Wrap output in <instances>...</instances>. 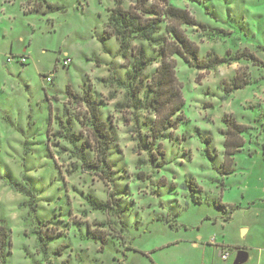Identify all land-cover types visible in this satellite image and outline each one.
<instances>
[{
  "label": "rangeland",
  "instance_id": "374dc122",
  "mask_svg": "<svg viewBox=\"0 0 264 264\" xmlns=\"http://www.w3.org/2000/svg\"><path fill=\"white\" fill-rule=\"evenodd\" d=\"M46 1L60 10L37 14L32 10L33 0H0V166L7 164L10 167L7 172L12 170L14 176L21 174L18 161L14 163L13 160L21 155L22 148L18 143L25 135L31 150L38 154L39 165H45L36 167V156L27 155L26 171L33 169L27 178L39 176L44 180L39 193L42 199H38V203L41 200L38 213L43 219L47 217L46 220L52 221L44 224H49L45 225L47 233L55 236L45 256L33 235L32 219L23 206L25 199L0 181V222L7 225L11 235L7 264H223L214 250L215 243L210 242L220 245L224 239L246 246L249 253L243 264H256L258 251L249 242L252 239V244L257 247L264 242L261 225L254 238L251 235L245 238L241 226L244 222L257 226L258 220L262 219L261 211L257 213L249 205L258 198L257 188H261L264 181L263 142L247 143L234 157L235 172L220 178L212 169L213 161L206 155L207 144L199 139L195 130L198 128L213 136L209 149L214 154L215 164L219 165L223 137L218 129L224 128L221 116L233 114L237 120H251L250 123L261 116L264 110V68L242 61L204 72L190 69L178 60L176 77L181 82L185 104L183 120L185 117L187 120L176 130L167 131L172 133L171 137L175 136L174 139L162 138L161 148H158L153 146L145 126L156 119L147 109L150 95L145 91L157 64L145 68L141 92L132 100L128 99L127 92L135 88V81L127 80L134 59L130 54L123 57L119 53L113 37L102 39L113 1ZM170 2L185 8L210 28L224 31L223 35H216L204 34L197 28L185 29L189 39L198 45L200 57L208 51L222 55L225 51L233 54L248 50L264 59V0ZM131 3L132 0H124L125 5ZM140 44L148 56H154V51L145 43L131 42L132 46ZM21 56L28 58L23 65ZM67 57L71 63L64 66L63 60ZM236 74L249 80L250 84L224 100V83ZM49 76H52L51 82L43 78ZM66 86L78 94L91 91L97 97L101 116L112 125L116 149L126 162L127 167L121 166L120 158L114 153L111 156L114 171L119 170L115 175L117 190L127 192L128 198L135 201L130 213L125 214L129 225L122 236L125 242L115 216L110 219L96 212H84L87 209L81 198L84 193L91 192L98 199L107 198L109 189L101 184L99 176L71 172L77 161L68 151H62L61 158H54L55 164L53 162L54 143H59L58 149L70 148L54 136L58 131L55 117L65 123L70 116L73 127L68 129L65 124L66 130L75 134L81 132L80 144L92 141L87 130L76 120L85 109L69 104ZM48 107L51 110L50 150L44 143ZM6 117L15 122L21 132L9 134L4 121ZM259 119L264 121V117ZM160 149L166 153L168 164L158 171L151 155L159 159ZM248 149L255 150V153L249 155ZM5 153H9L10 158ZM126 168L127 173H122ZM138 172L143 173V184L135 179ZM125 177L129 180L122 179ZM162 178L167 182L165 185L159 184ZM186 180L188 186L182 187ZM192 182L201 188L193 192L200 198L199 203L192 202L190 197L189 183ZM172 184L175 187L170 186ZM229 201L241 206L236 205L238 209L225 220L228 211L219 210L215 204ZM158 217L163 218L158 221ZM167 221H175V227L171 228ZM74 223L77 225H69ZM88 229L106 242L85 240L82 236L88 234ZM114 237L119 238L112 240ZM238 252L229 251V264L234 263ZM252 256L255 259L249 262Z\"/></svg>",
  "mask_w": 264,
  "mask_h": 264
},
{
  "label": "trees",
  "instance_id": "16d2710c",
  "mask_svg": "<svg viewBox=\"0 0 264 264\" xmlns=\"http://www.w3.org/2000/svg\"><path fill=\"white\" fill-rule=\"evenodd\" d=\"M112 1L113 5L109 9L106 30L102 39L105 40L108 37H113L118 45L119 53L123 57L130 54L134 59V64L131 72L127 76V80L131 82L135 81V88L132 92H127L128 99L132 100L134 95L141 92L143 88L141 77L145 68L153 63L157 64L156 72L150 80L147 81V89L145 91L150 95L147 102V109L149 108L156 117L154 121L145 124L151 135L153 146L156 145L158 148H161L162 138H167L166 140L172 141L175 136L171 137L172 133L168 134L167 131L170 130L171 132L176 130L180 123H186L187 120L186 117L185 120H183V109L185 104L181 93V82L176 77L178 60L190 69L204 72H210L222 65H231L242 61H247L258 68H264V59L258 58L254 53L248 50L235 52L233 54L229 51H225L222 55L214 51H208L204 57H200L198 45L189 39L185 29L188 27L197 28L204 34L216 35H223L224 31L219 28H210L206 23L198 21L185 8H179L173 5L170 0H132V3L129 5H125L124 0ZM32 10L37 14H46L60 10V7L48 3L46 0H33ZM136 40L149 46L154 51V56H148L142 44L132 46L131 42ZM262 49L264 50V47H262ZM24 57L25 56H21L20 58ZM21 64L23 65L25 63ZM249 84V80L246 78L243 79L241 75L236 74L232 79L224 83V100H227L230 94L245 88ZM66 94L69 104L71 102V105L75 104L79 108L85 109V112L80 117L77 115L76 120L87 130L92 141H86L80 144L79 141L81 140L82 133H69V131L66 130V125L68 129L73 127V120L70 116H67L65 123L61 118L55 117L54 120L58 127V131L54 136L56 139L58 138V142L64 141L70 148L66 149L65 147H61V149H58L59 143H57L58 145L54 143L53 148H55V151L51 153L53 162L55 164L54 158H61V155H63L62 151H68L69 155L77 161V164L74 165L71 172H85L88 175L99 176L101 184L109 189L107 198L98 199L93 196L91 192L84 193V197H81L87 208L84 212L87 214L96 212L101 215H106V218L110 219L115 216L117 219L115 222L121 226L122 235L120 236L122 238L129 228L125 214L130 213L132 204L134 205L135 201L128 198L130 195L127 196V192L117 190L115 175L119 170L114 171L116 168L111 156L113 153L116 154L120 158L119 164L121 166H125L126 162L116 149V138L112 131V125L102 118L100 101L91 91L86 90L82 92V94H78L69 86H66ZM263 112L264 110L260 117H264ZM260 117H257L250 123L251 120L249 122L237 120L233 114H224L221 116L224 128L218 129L219 134L223 137L222 162L219 165L215 164L213 160L214 154L211 153L209 149L213 136L196 128V135L207 144L206 155L209 160L213 161L212 169L218 172V175L221 176L220 178H226L235 172L234 157L244 150L247 143L253 142L254 144H260L263 142L261 146L264 155V121L260 120ZM4 121L6 123V130L9 134L18 131L21 132V129L17 127L15 122H11L8 117H6ZM50 123L51 110L48 107V127L44 143L49 150ZM251 132H253V134H251ZM185 136V134L182 135V138L184 139ZM20 142H22L21 145ZM28 143L24 135V138L18 143L22 148L20 152L21 155H18L16 159L12 158L14 159V163L18 161L21 174L14 176L12 170L10 173L7 172L9 165L4 164L3 167L0 166V181H3L10 189L25 199L23 206H25L27 210V215L32 219L31 223L34 225L32 228L33 235L36 237V242L39 243L41 252L46 256L48 245L55 236H53L52 233H47L45 225L49 224H44L47 222L52 223V221L46 220L47 217L43 219L38 213V210L41 208V200L38 203V199H42L39 193L42 192L41 183L44 180L39 176L35 179L27 178V174H29L31 170L33 171V169L28 170V172L26 171V161L28 164L27 155L32 154V156H36V161L38 162L36 167L43 168L45 165H39L38 154H36L34 150H31V146H29ZM138 145L141 146V143L139 142ZM160 150L159 159L156 158L155 155H151V161L154 162L158 171L163 169L164 165L168 164L165 160L166 153L162 149ZM90 153H92V155H90ZM248 153L252 155L255 153V150L248 149ZM1 154L0 148V155ZM5 154L8 156L9 153ZM125 167L123 168L125 169ZM121 172L126 174L127 168L125 171ZM51 176L49 178H51ZM142 177L143 173L138 172L136 173L135 179L143 181L141 182V184H143L145 180H142ZM122 179L129 180L128 177ZM166 183V180L162 178L159 184L165 185ZM189 184L191 185L190 197L192 202L199 203L200 198L196 197L193 192L200 191L201 188L196 182ZM170 186L175 187V184ZM187 186L188 181L186 180L182 187ZM221 188L223 190L225 188L223 181L221 182ZM124 198H126L125 201L123 200ZM215 205L219 210L228 211L225 220H228L232 213L238 209L236 205H224L221 202H217ZM162 218L163 217H158L156 219L161 221ZM174 222L175 221H172L171 223L167 221L171 228L175 227L176 223ZM69 225H77V223ZM43 228L46 229L43 230ZM123 228H125V230H123ZM76 236H78V234H76ZM82 237H85L84 239L87 241H94L95 243L106 242L102 237L92 233L89 229L88 234ZM118 238L114 237L112 240ZM122 240L125 242L123 238ZM10 249V230L5 223L0 222V264H7V257L10 253ZM58 252L59 248H57V253Z\"/></svg>",
  "mask_w": 264,
  "mask_h": 264
},
{
  "label": "crops",
  "instance_id": "0c3cea01",
  "mask_svg": "<svg viewBox=\"0 0 264 264\" xmlns=\"http://www.w3.org/2000/svg\"><path fill=\"white\" fill-rule=\"evenodd\" d=\"M13 47V42H10V48ZM1 55V54H0ZM26 57V56H25ZM28 59V58H27ZM257 192H259V196L257 199L252 201V204L249 205V208H254V210H256L257 213H259L261 211V215H262V219L258 220V225L257 226H252L249 223H243V225L241 227H244L243 229H241V231L244 233L245 238L249 237L250 235L254 238L255 234L257 233L259 226L261 225V231L264 237V181L262 182V187L261 188H257ZM224 205H239L241 206L240 203L238 202H226ZM240 210V209H239ZM238 211V210H237ZM236 213V212H235ZM226 237V236H224ZM226 239L223 240V243H221L220 245H218L215 241L214 242H210V243H215V245H213L214 247L218 248V249H214L216 250L217 256L219 255L218 252L220 250H227L228 252L231 251H244L246 252V254L248 255V248L246 246H239V244L234 243L233 241L229 240V242H225ZM249 245H253V249H257L258 253H257V259L256 264H264V242L259 244V247L255 246L254 244H252V239L249 242ZM209 245V243L207 244ZM212 245V244H210ZM194 246L198 247L197 243H194ZM220 249V250H219ZM219 257V256H218ZM230 254L228 259L226 260H220L223 262V264H229L230 262ZM255 259L254 256L251 257L249 262H253Z\"/></svg>",
  "mask_w": 264,
  "mask_h": 264
},
{
  "label": "built area",
  "instance_id": "2783aa9c",
  "mask_svg": "<svg viewBox=\"0 0 264 264\" xmlns=\"http://www.w3.org/2000/svg\"><path fill=\"white\" fill-rule=\"evenodd\" d=\"M20 58V57H19ZM12 57L11 58H8V61H11ZM20 63H26V57L24 58H20ZM71 63V59L70 58H66L63 60V65L64 66H68L69 64ZM45 80L47 82H51L52 80V76H49V77H45ZM219 257L222 259V260H226L228 259L229 257V252L227 250H220L219 251Z\"/></svg>",
  "mask_w": 264,
  "mask_h": 264
},
{
  "label": "water",
  "instance_id": "95a60500",
  "mask_svg": "<svg viewBox=\"0 0 264 264\" xmlns=\"http://www.w3.org/2000/svg\"><path fill=\"white\" fill-rule=\"evenodd\" d=\"M246 257V252L239 251L233 264H243L245 262Z\"/></svg>",
  "mask_w": 264,
  "mask_h": 264
}]
</instances>
